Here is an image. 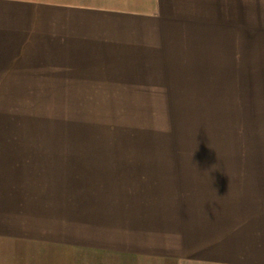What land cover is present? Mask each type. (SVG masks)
<instances>
[{
	"label": "rangeland",
	"instance_id": "374dc122",
	"mask_svg": "<svg viewBox=\"0 0 264 264\" xmlns=\"http://www.w3.org/2000/svg\"><path fill=\"white\" fill-rule=\"evenodd\" d=\"M71 1L103 13L69 48L46 38L54 2L14 9L40 19H0L5 174L61 192L90 189V176L199 173L205 161L264 176V0Z\"/></svg>",
	"mask_w": 264,
	"mask_h": 264
},
{
	"label": "crops",
	"instance_id": "0c3cea01",
	"mask_svg": "<svg viewBox=\"0 0 264 264\" xmlns=\"http://www.w3.org/2000/svg\"><path fill=\"white\" fill-rule=\"evenodd\" d=\"M47 1L57 11L45 18L51 23L46 38L62 48L103 13L71 0ZM0 2L8 4L0 19H40L20 18L14 9L45 5ZM128 162L117 167H135ZM203 163L199 173L180 176H90V189L62 192L39 176L5 174L6 166L0 169V249L8 253L0 254V264H264V176L237 177L236 170H222L235 165Z\"/></svg>",
	"mask_w": 264,
	"mask_h": 264
}]
</instances>
